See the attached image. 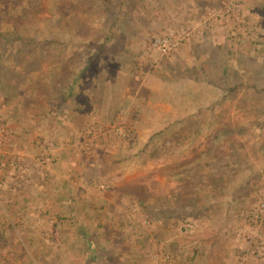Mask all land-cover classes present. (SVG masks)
Returning <instances> with one entry per match:
<instances>
[{"label":"rangeland","instance_id":"obj_1","mask_svg":"<svg viewBox=\"0 0 264 264\" xmlns=\"http://www.w3.org/2000/svg\"><path fill=\"white\" fill-rule=\"evenodd\" d=\"M23 1L0 0V264H264V0ZM2 114L92 143L97 189L51 204Z\"/></svg>","mask_w":264,"mask_h":264},{"label":"crops","instance_id":"obj_2","mask_svg":"<svg viewBox=\"0 0 264 264\" xmlns=\"http://www.w3.org/2000/svg\"><path fill=\"white\" fill-rule=\"evenodd\" d=\"M23 105L25 106L24 103H20L18 105V109L20 108L21 115H26V113H24V110H27L26 112L29 113L28 108L25 109ZM71 111L72 113L74 112L73 109L67 110L69 114V120L67 122L68 129H70V127L73 129L74 125V120L72 119V117L70 119ZM14 112L16 113V111ZM2 117L9 123V125H7L9 126V128L6 131L8 134H6L8 136L7 141L9 140L10 142L15 143L12 146H10V144L9 146H6V153L8 154V157L17 158L18 155V158L22 159V161H25L26 163L36 161L34 163L38 166V168L34 171H37L39 174H41V178L42 176H44V174L46 179L51 176L50 182L54 183L51 185V187L54 189L53 191L56 192L55 198L57 200L56 203V200L52 198L50 201L51 204H74L76 203V200L78 198H81L79 196L84 195L83 193L81 194V192L85 193L86 198L88 195V191L93 193L92 190L97 189L96 187H93V178L89 177L91 169L88 166L91 161L97 160L95 157H93V155H90L91 151H95L92 150L94 146L92 147V143H90L88 140L86 143L84 139V143L79 144L80 141H78V144L80 146L76 147L77 143L74 141V138L70 137L71 134H67L64 137L60 133L64 130V125H60L64 123L63 121L60 122L56 120L55 127L52 128V134L49 135L48 132L45 131V126L41 124L43 123L41 120L43 118L38 119L40 121V128L37 129L38 126L34 127V125H32L34 124L32 119H26V117H19V119L18 117L12 118V116L4 114H2ZM35 122H37V120H35ZM33 129H37L36 133H34L35 131H33L34 134L29 133V131ZM106 138L105 136L103 138H100L99 142L95 144L96 148H102L105 146V144L112 143L110 140H106ZM169 138H172V136H170ZM82 147L85 148V152H83ZM88 148L89 150H87ZM84 154L85 156H83ZM49 160L51 161L49 162ZM102 164L107 165L106 162L102 161H97L95 162V164L93 162L91 163L97 173H102L105 170H102ZM23 169L24 173L21 175L25 177H28L29 174L33 172L32 167H23ZM39 178L40 177L36 175V177L33 179H31L30 177L27 182H30L32 180H35V182H39ZM45 178L43 177V179ZM25 185H28V183H26ZM30 187L32 186L28 185V188ZM75 193H78L80 195L78 196ZM92 199L93 197L91 196V199L89 200ZM92 202L90 201L89 203H87V206H90ZM103 202H106L107 205L113 203V201H111V199L109 198L107 199V201H101V203ZM116 203H119V201L117 200L114 202V204ZM70 216L73 217V215ZM260 253L261 256L264 254V247H259V254ZM237 254L238 255H236L235 257L237 258L235 264H259L260 260H262H256L254 258H252L253 260L251 259V261L247 260V255L244 254L242 250L238 251Z\"/></svg>","mask_w":264,"mask_h":264},{"label":"built area","instance_id":"obj_3","mask_svg":"<svg viewBox=\"0 0 264 264\" xmlns=\"http://www.w3.org/2000/svg\"><path fill=\"white\" fill-rule=\"evenodd\" d=\"M1 143H2V139H0V146H1ZM6 164H8V166L10 167V168H12L13 170H15L16 169V164L15 163H13V162H8V163H6V162H1L0 163V166H5ZM7 166V165H6ZM23 168H22V171L21 172H23ZM24 173V172H23ZM260 211H263L264 210V201H261L260 203H259V208H258ZM146 222V221H145ZM166 258H168V257H166Z\"/></svg>","mask_w":264,"mask_h":264},{"label":"trees","instance_id":"obj_4","mask_svg":"<svg viewBox=\"0 0 264 264\" xmlns=\"http://www.w3.org/2000/svg\"><path fill=\"white\" fill-rule=\"evenodd\" d=\"M24 1H26L27 5H28V7H29V6H31L32 4L38 2L39 0H24ZM24 1H23V2H24ZM125 1H126V0H121L118 6H121ZM27 10H28V9H26L24 12H25V13H28ZM193 254H197V253H193ZM190 259H192V258H190Z\"/></svg>","mask_w":264,"mask_h":264}]
</instances>
